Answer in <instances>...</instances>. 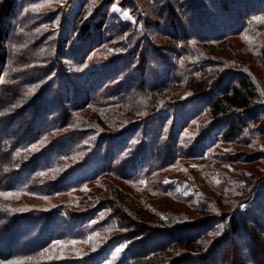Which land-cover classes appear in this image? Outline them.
Listing matches in <instances>:
<instances>
[{
    "label": "trees",
    "instance_id": "16d2710c",
    "mask_svg": "<svg viewBox=\"0 0 264 264\" xmlns=\"http://www.w3.org/2000/svg\"><path fill=\"white\" fill-rule=\"evenodd\" d=\"M23 1L0 0V264H64L45 256L107 207L122 264H264V155L222 149L264 136L263 94L236 65L203 59L260 18L264 0H123V19L88 21L74 0L81 13L29 27L15 15ZM185 163L199 181L182 193L165 181ZM105 179L92 199L74 197ZM169 193L200 218L147 206Z\"/></svg>",
    "mask_w": 264,
    "mask_h": 264
},
{
    "label": "rangeland",
    "instance_id": "374dc122",
    "mask_svg": "<svg viewBox=\"0 0 264 264\" xmlns=\"http://www.w3.org/2000/svg\"><path fill=\"white\" fill-rule=\"evenodd\" d=\"M108 1L109 0H86L87 4L85 6V9L89 8L90 10V16L89 18H86V21H88L91 17L92 19L95 18L97 15H102L101 17H103L107 12H109V18L112 13L119 15V17L122 19L124 18V16H127V10H124L123 8H120L118 6V4L123 0H114V2L111 3H108ZM130 1L131 0H129L128 2ZM35 2V0H24L19 10L15 11V15L16 13H18L19 15L23 13L24 15L28 14L31 16L29 20H26V26L28 27L31 24L37 23V19L42 16L45 17L54 14V16L56 17L55 25L57 26L60 22L64 23L66 19L70 18L72 12H75L76 14L82 12V9H80L79 6L75 7L74 0H45L43 3L39 4H37L39 1L37 3ZM211 9L213 8L210 5V10ZM261 17L256 19V21H253L248 29L245 28L238 31V35L232 36L230 38L227 36L226 41L210 42L209 44H207L216 46L219 50H222V52L217 53V56L207 53V55L203 59H209V61H212L214 57H217L218 62L220 63H224L226 61L236 65V67H234L235 70H239L241 68V71L249 75L257 85V87L261 90L263 94L262 96L264 98V61L260 53V49L264 45V14ZM214 21L216 22L217 28L222 31V24L217 22L218 20ZM11 25L12 24H8L9 27H11ZM8 26H5L4 29L7 30ZM147 26H149V24H147ZM164 28L166 29L164 25L160 27L161 30H163ZM24 29L29 30L27 28ZM45 29L48 30V27H45ZM8 31L9 30H7L6 32ZM152 31L153 28L149 33V35H152L153 37L151 41L154 43L156 42V44L158 45L157 47L164 50L165 46L163 44L160 45L159 40L155 39L157 35L154 36V32ZM201 33H204V31H190V34L194 36H199V34ZM213 38H215V35L213 36ZM197 50H200V48H197ZM250 143H252V146H243L240 144H225L222 146V149L229 156L240 153L250 156H252L253 154L264 155V136L257 135L250 140ZM195 167L196 166L192 163H185L184 166L180 167L178 172H174L167 177L165 184L169 183L171 185L178 186L180 192L185 193L184 189H187L186 185L189 182L191 183L195 178L197 181H199L198 174L195 175V172L193 171ZM239 167V169H247L249 170V172L257 171V166L248 167L245 165H241ZM111 183L113 182L105 179L99 184L97 183L91 185L89 189H86L87 191L85 193L80 190L74 191L72 193L74 194V197H77L81 201L90 200L93 198V195L96 194V191L99 192V190H101L100 188H102L103 185H111ZM181 184L183 185L182 187ZM122 186L127 191L125 192V195L132 194L133 196H135V201L138 202V200L143 197L141 194L143 193L142 186ZM135 192L139 196L134 195ZM68 200L69 199H66V197H63L59 198L58 200H53V202L57 203ZM146 200L147 206L153 208L157 215H174L183 218L184 216L188 217L187 214L190 213L193 214V217L196 218V220L200 218L199 213L187 211L184 206L180 205L179 202H177L178 199L171 193L165 196L161 195L157 197H149L146 198ZM91 204L93 205L92 202ZM32 205L36 208H47L46 203L43 201L33 203ZM76 205L71 203L72 207ZM26 207L28 206L26 205ZM79 210H86V208L83 206L80 207ZM107 210L108 207L101 212H97L95 218L89 220L84 225H81L78 227V229H76V233L79 236L78 240L71 241L69 245L59 244L60 246L52 249V258H48L47 256H45V258L52 262L56 261V263H63L57 261L64 260V264H122L127 258L126 245L122 241H110V236L117 229V223L115 219L108 218ZM155 220H157V217Z\"/></svg>",
    "mask_w": 264,
    "mask_h": 264
}]
</instances>
